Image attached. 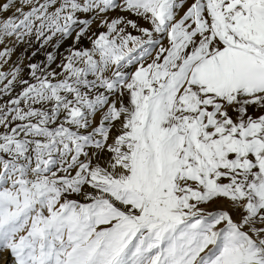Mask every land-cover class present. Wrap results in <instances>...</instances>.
<instances>
[{
	"label": "snow or ice",
	"instance_id": "obj_1",
	"mask_svg": "<svg viewBox=\"0 0 264 264\" xmlns=\"http://www.w3.org/2000/svg\"><path fill=\"white\" fill-rule=\"evenodd\" d=\"M0 264H264V0H0Z\"/></svg>",
	"mask_w": 264,
	"mask_h": 264
},
{
	"label": "rangeland",
	"instance_id": "obj_2",
	"mask_svg": "<svg viewBox=\"0 0 264 264\" xmlns=\"http://www.w3.org/2000/svg\"><path fill=\"white\" fill-rule=\"evenodd\" d=\"M69 43H71V41H66V42H65V47H66L67 44H69ZM85 46H88V45H87V42H85ZM49 50H51V49H49ZM61 51H63V48L61 49ZM40 58H43V57H40Z\"/></svg>",
	"mask_w": 264,
	"mask_h": 264
}]
</instances>
